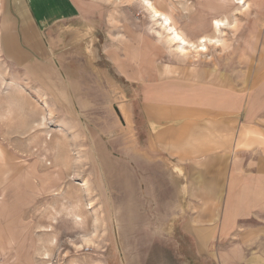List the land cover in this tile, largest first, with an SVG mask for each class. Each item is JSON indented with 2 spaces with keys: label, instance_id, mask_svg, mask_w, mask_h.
I'll return each mask as SVG.
<instances>
[{
  "label": "rangeland",
  "instance_id": "obj_1",
  "mask_svg": "<svg viewBox=\"0 0 264 264\" xmlns=\"http://www.w3.org/2000/svg\"><path fill=\"white\" fill-rule=\"evenodd\" d=\"M146 1L195 46L220 42L182 54ZM76 2L80 16L42 30L35 57L23 0H0V264H201L174 226L162 164L131 161L135 89L117 70L149 57L172 75L264 84V0Z\"/></svg>",
  "mask_w": 264,
  "mask_h": 264
},
{
  "label": "crops",
  "instance_id": "obj_2",
  "mask_svg": "<svg viewBox=\"0 0 264 264\" xmlns=\"http://www.w3.org/2000/svg\"><path fill=\"white\" fill-rule=\"evenodd\" d=\"M23 3L34 39L22 27V42L35 57L45 55L42 30L81 13L76 0ZM117 71L135 89L131 161L162 164L174 226L191 256L201 264H264V84L252 88L213 68L172 75L149 57Z\"/></svg>",
  "mask_w": 264,
  "mask_h": 264
},
{
  "label": "bare ground",
  "instance_id": "obj_3",
  "mask_svg": "<svg viewBox=\"0 0 264 264\" xmlns=\"http://www.w3.org/2000/svg\"><path fill=\"white\" fill-rule=\"evenodd\" d=\"M224 1V0H222ZM232 1V0H231ZM235 3V2H234ZM240 3V2H239ZM242 3V2H241ZM236 4V3H235ZM238 4V3H237ZM246 4L243 2V5L241 6H245ZM146 9H148L150 11V13L152 14L153 18H158L159 20H161L160 22L162 23V25L166 26V30L168 31V39L172 42L175 43L177 45V50L180 51L182 54L186 53L188 50V48H192L193 50H195L196 52H206L207 51V44H218L220 41L219 39H209L206 37H200L198 38V45H194L193 43H191L190 41H188L182 33H180L179 31H177L172 25H171V19L166 16L165 14L161 13L160 11H158L152 4H150V2L146 1L145 4ZM246 7H248V5H246ZM247 9V8H246ZM232 11V10H231ZM220 19V18H219ZM225 22L220 21V20H214L211 23V28L214 30V32L216 33H220V31L222 30L221 28H223L225 26ZM222 32V31H221ZM205 36V35H204ZM20 42V41H19ZM12 45V44H11Z\"/></svg>",
  "mask_w": 264,
  "mask_h": 264
}]
</instances>
